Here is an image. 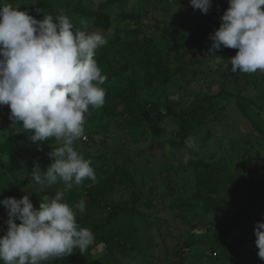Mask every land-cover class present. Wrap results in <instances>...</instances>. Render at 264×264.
I'll return each mask as SVG.
<instances>
[{"label":"rangeland","instance_id":"1","mask_svg":"<svg viewBox=\"0 0 264 264\" xmlns=\"http://www.w3.org/2000/svg\"><path fill=\"white\" fill-rule=\"evenodd\" d=\"M44 1L50 5H43L42 18L52 15L55 20L64 14L77 29L107 38L95 56L107 77L101 85L106 105L118 99L130 80L150 101L173 98L184 108L198 100L207 106L202 118L183 121V128L182 120L173 116L126 125L117 116L106 118L102 107L86 114L85 137L74 147L92 160L97 182L109 180L112 186L99 202L89 204L81 196L78 202L92 206L98 217L108 211L103 203L118 206L129 217L123 231L132 230L134 242L117 254L118 264H264L254 234L256 222L264 221V72H232L225 65L237 50L223 46L216 54L225 61L210 63L209 37L220 26L227 0H211L207 14L189 13L178 0ZM38 2L0 0L39 20ZM164 4H169L168 12ZM87 9L106 14L109 25L93 26L82 14ZM176 33L187 34L188 40L176 43ZM160 66L167 69L156 78ZM140 129L145 133L132 136ZM30 134L13 123L7 105H0V145L9 158L1 165L6 173L0 199L27 194L38 208L43 195H54L63 185L40 192L32 180L34 167L45 171L53 141L33 143ZM189 138L195 141L192 147L186 144ZM6 220L7 210L0 204V235L7 229ZM226 228L235 243L217 247ZM90 251L93 259L103 254L96 248Z\"/></svg>","mask_w":264,"mask_h":264},{"label":"clouds","instance_id":"2","mask_svg":"<svg viewBox=\"0 0 264 264\" xmlns=\"http://www.w3.org/2000/svg\"><path fill=\"white\" fill-rule=\"evenodd\" d=\"M227 2L220 26L209 37L210 63L225 61L216 54L223 46L237 50L225 65L230 64L232 72H264V0ZM189 3L204 14L212 6L211 0ZM107 43L98 32L77 29L67 15L37 20L18 5L0 4V105L10 108V119L31 133L33 143L53 141L47 153L51 163L44 172L38 166L31 172L40 192L63 185L54 195H43L38 208L27 194L0 199L7 210V229L0 235L3 264H44L63 259L74 249L83 254L94 243V233L76 219L77 211H85V201L70 206L65 193L85 180L97 182L92 160L77 151L74 142L85 137L90 108L105 103L101 85L107 77L95 56ZM194 143L192 138L186 141L189 147ZM189 158L186 155L184 161ZM0 163H9L7 154L0 155ZM254 234L257 255L264 260V221L256 222Z\"/></svg>","mask_w":264,"mask_h":264},{"label":"trees","instance_id":"3","mask_svg":"<svg viewBox=\"0 0 264 264\" xmlns=\"http://www.w3.org/2000/svg\"><path fill=\"white\" fill-rule=\"evenodd\" d=\"M182 2L184 7H187L189 13L196 12L199 9H193V7L188 2L189 0H178ZM50 5L47 1L39 0L38 7L36 10L40 13L39 20L42 18L41 13L43 5ZM166 12H168L169 4H164L162 6ZM82 14L87 18L88 22H91L93 26L99 27L101 29L106 28L109 25L108 16L100 11H92L91 9H87L82 11ZM220 25V24H219ZM176 43H181L183 40H188V35L183 33L179 35L176 33L174 36ZM143 65V64H142ZM156 66L158 63L155 64ZM166 66V64H164ZM166 69H162L156 67L155 77L159 78L161 72H166ZM228 76L231 75L228 72H224ZM168 74H165L163 77V81H168ZM234 76V73H233ZM128 83L132 82L129 80ZM128 84V88L124 89V91L118 93V99L114 102L109 103L102 106L101 112L102 115L117 116L125 121L124 124L130 125L131 123H136L138 121H144L145 123L152 124L158 123L162 121L166 117L173 116L183 121H195L205 114V110L207 106H203L201 102L197 100L191 106H187L184 108H179L173 98H163L164 96L160 95L158 97H162L163 100L160 101L158 98L155 100H148L140 96L139 91L135 84ZM185 87H181L179 89H183ZM160 91V90H159ZM212 99L213 96H207ZM217 97V94L214 95ZM105 113V114H104ZM181 123V124H182ZM185 122L182 124V128ZM145 133V129L133 130L132 136L137 137V135L141 136ZM6 147L0 145V155H5ZM51 163V159L49 158L47 166ZM3 163H0V181L5 175L6 171L1 167ZM46 166V167H47ZM46 170V168H45ZM120 174H124V170H119ZM122 179H127L124 175H122ZM110 183L109 180H106ZM106 181L92 183L91 180H85L84 183L79 187H73L71 191H69V195L66 198V202L70 206H75L78 203V198L81 196L85 198V201L94 202L101 201L106 196V193L109 191V187L111 184H107ZM61 183H57L53 186L58 187ZM52 186V187H53ZM11 193V192H10ZM3 197V196H0ZM107 208V213L102 214L100 217L92 214V206H87L85 203V211L83 213H79L77 211V222L81 227L89 228L94 233V243L89 246V248L82 254L79 252V249H74V252L63 259H51L49 260V264H118L117 254L121 253L125 250V248L131 245L134 240L131 236L132 230L129 232L128 230L123 231L130 222L129 217H124L121 214V210L116 205H110L107 203H103ZM227 241L230 243H235V238H232L229 235V229L222 233L221 239L218 240L217 247L227 244ZM234 245V244H233ZM96 248L102 250L103 254L96 259L92 258V253L90 249Z\"/></svg>","mask_w":264,"mask_h":264}]
</instances>
